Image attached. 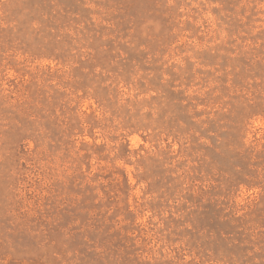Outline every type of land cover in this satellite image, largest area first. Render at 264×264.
I'll list each match as a JSON object with an SVG mask.
<instances>
[{
    "label": "rangeland",
    "instance_id": "obj_1",
    "mask_svg": "<svg viewBox=\"0 0 264 264\" xmlns=\"http://www.w3.org/2000/svg\"><path fill=\"white\" fill-rule=\"evenodd\" d=\"M0 264H264V0H0Z\"/></svg>",
    "mask_w": 264,
    "mask_h": 264
}]
</instances>
